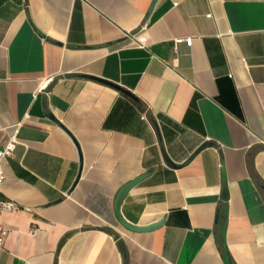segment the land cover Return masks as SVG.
I'll return each mask as SVG.
<instances>
[{
    "label": "crops",
    "instance_id": "obj_1",
    "mask_svg": "<svg viewBox=\"0 0 264 264\" xmlns=\"http://www.w3.org/2000/svg\"><path fill=\"white\" fill-rule=\"evenodd\" d=\"M10 139L0 264H264V0H0Z\"/></svg>",
    "mask_w": 264,
    "mask_h": 264
},
{
    "label": "water",
    "instance_id": "obj_2",
    "mask_svg": "<svg viewBox=\"0 0 264 264\" xmlns=\"http://www.w3.org/2000/svg\"><path fill=\"white\" fill-rule=\"evenodd\" d=\"M210 143H206L204 146L209 145ZM150 173H146L144 175H141L139 177H137L136 179L126 183L119 191V193L116 196L115 199V203H114V207H115V213H116V217L120 223V225L122 227H124L125 229L132 231V232H148V231H152L154 229H157L158 227L163 225V220L159 221L155 224L146 226V227H142V226H136V225H132L130 223H128L127 221H125V219L121 216L120 213V205L123 202V200L125 199V197L127 196L128 192L135 186L137 185L142 179H144L146 176H148ZM224 261L226 262V264H231L230 259L226 253V250L224 252L223 255Z\"/></svg>",
    "mask_w": 264,
    "mask_h": 264
},
{
    "label": "built area",
    "instance_id": "obj_3",
    "mask_svg": "<svg viewBox=\"0 0 264 264\" xmlns=\"http://www.w3.org/2000/svg\"><path fill=\"white\" fill-rule=\"evenodd\" d=\"M178 41H184L188 46H191L193 43V38H186V39H178ZM16 148V141L14 139H10L1 149H0V190L1 186L5 180V173L2 169V162L6 160L8 157H10L14 150ZM17 205L9 201L7 199H4L0 194V213L2 211H14L17 210ZM7 235V230L0 224V246L3 244L5 238Z\"/></svg>",
    "mask_w": 264,
    "mask_h": 264
}]
</instances>
